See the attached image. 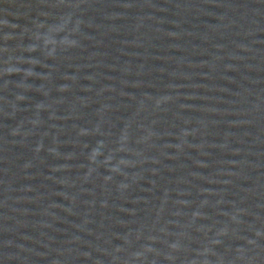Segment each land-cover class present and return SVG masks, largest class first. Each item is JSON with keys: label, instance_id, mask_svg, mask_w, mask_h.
<instances>
[{"label": "water", "instance_id": "obj_1", "mask_svg": "<svg viewBox=\"0 0 264 264\" xmlns=\"http://www.w3.org/2000/svg\"><path fill=\"white\" fill-rule=\"evenodd\" d=\"M0 264H264V0H0Z\"/></svg>", "mask_w": 264, "mask_h": 264}]
</instances>
